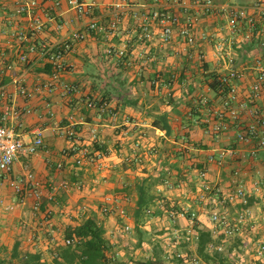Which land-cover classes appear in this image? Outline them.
Wrapping results in <instances>:
<instances>
[{"label":"crops","instance_id":"0c3cea01","mask_svg":"<svg viewBox=\"0 0 264 264\" xmlns=\"http://www.w3.org/2000/svg\"><path fill=\"white\" fill-rule=\"evenodd\" d=\"M20 1L0 0V50L8 61L16 62L21 52L27 53L28 60L0 72V85L10 93L9 106L19 111L17 117L10 113L7 124L24 141H30L40 129L43 147L34 154L19 155L11 173L0 179V264H17L26 254H39L43 264H54V252L64 244L66 227L89 216L102 224L109 254L120 255L110 264H141L116 251L119 233L123 234L120 225L131 226L139 247L153 244L152 248H159L157 243L165 236L158 234L161 231L151 233L156 237L153 243L141 237L166 217L175 226L165 236V251L179 250L201 258L196 240L172 242V231L178 227L183 232L189 224L188 217L177 212L193 211V230L212 233L213 210L233 221L245 206L250 216L239 231L231 236L212 233L213 243L223 247L221 259L213 264H264V255L256 253L264 243V147L258 144L263 135L260 132L247 142L239 141L238 132L254 116L245 111L238 120L219 116L222 94L207 84L208 73L237 68L244 73L235 80L239 98L245 97L256 75L255 61L264 59V16L251 8L252 24L239 19L231 30L225 11L205 12L194 0L186 6L172 0H127L119 8L113 4L120 0H86L90 9L81 15L66 0H35L34 7L17 12ZM213 1L251 7L255 0ZM153 8H167L180 19L167 42L161 40V27L154 21L146 23L149 36L143 35L145 21L140 13ZM116 12L119 20L111 30ZM191 16L196 42L189 45L178 33V26ZM91 20L97 22L98 29L88 31L83 40H73L63 56V69L54 73L40 48L69 40L73 30H84ZM18 32L25 37L18 38ZM201 32L207 33L206 40L199 37ZM30 44L35 45L34 51H28ZM108 45L123 47L125 52L107 55ZM199 52L204 54L202 59L197 57ZM62 82L73 89L64 92ZM18 83L25 85L29 95L18 92ZM257 107L264 112V87ZM218 120L226 128L216 132L211 125ZM57 125H72L79 147L88 152L100 150V164L85 160L77 164L78 153L68 149L74 141L58 136ZM228 147L234 153L222 164L208 161L209 155L217 156L220 149ZM199 169H206L207 181L220 190L219 195L201 187ZM26 170L33 172L45 192L52 188V198L44 192L37 211L32 208L33 196L26 195L21 201L9 183L12 176ZM236 183L250 194L246 205L224 198ZM140 186L147 191L149 210L156 212L143 215V220L136 218ZM10 205L14 207L10 209ZM103 205L111 208L108 214L101 211ZM119 208H126L128 215L120 216ZM148 253V259H153ZM169 264L187 263L173 260Z\"/></svg>","mask_w":264,"mask_h":264},{"label":"built area","instance_id":"2783aa9c","mask_svg":"<svg viewBox=\"0 0 264 264\" xmlns=\"http://www.w3.org/2000/svg\"><path fill=\"white\" fill-rule=\"evenodd\" d=\"M127 0H120L115 2L113 6L115 8H119L122 4L126 3ZM181 6H186L187 1L189 0H172ZM69 7L74 9L79 15L87 14L90 9V5L86 0H66ZM196 5H199L203 11L205 12H215V11H225L229 16V28L231 30H235L237 27L236 21L239 19H246L249 24H252L253 17L252 13L249 12V9L253 8L256 12L264 16V0H255L251 7L248 6H235V5H220L216 4L213 0H194ZM36 5L35 0H22L17 5V12L27 11L30 8ZM134 16H139L138 13L134 12ZM140 17L145 21L142 25L143 35L149 36L147 22L154 21L158 23L161 27V40L163 42H167L170 40L172 36L173 27L175 25L180 24L179 17L173 14L167 8H153L147 12L140 13ZM119 20V13H114V19L110 23L111 30L116 27L117 21ZM195 19L194 17H188L184 23L178 26V33L181 34L185 42L189 45L194 44L196 41L195 35ZM36 27H40V24H37ZM99 25L96 21L91 20L86 25L84 30L76 29L71 32V36L69 40L61 41L60 43L53 46H43L41 47V51L45 60L51 64L54 69V73L61 71L64 67L63 56L67 50H69L72 46L73 40H83L87 32L90 30L98 29ZM18 38L25 37L22 32H18L16 34ZM199 37L201 40H206L208 38L207 33L201 32ZM248 37V35H245ZM220 45L218 47L220 48ZM35 45L30 44L28 46V51H34ZM125 49L116 48L113 45H108L105 49V53L107 55L116 54L123 55ZM6 53L3 50H0V72H4L5 70H9L16 65V62L23 65L27 62V53L21 52L18 54L16 58V62L8 61L6 59ZM197 57L202 59L204 54L202 52L197 53ZM228 62H232V58L228 59ZM256 75L254 79L249 84V89L244 98H239V89L235 80L244 76V73L237 68L229 67L224 75L221 77V83L225 85V92L221 96L220 107L218 114L219 116L227 115L231 119L238 120L242 111H245L248 115L254 116V120L246 123L243 130L239 131L237 134V139L239 141H249L250 139L257 137L261 132L262 137L258 140V144L264 147V112H260L257 107V99L260 97L261 91L264 87V59L257 58L255 61ZM61 88L63 91H69L73 89V86L62 82ZM17 90L23 96L29 95V91L25 87L24 84L18 83ZM10 98V93L5 89L3 85H0V179L6 177L12 171V167L16 159L19 155H30L36 153L40 148L43 147V139L41 130L37 129L34 137L30 141H24L15 128L7 124V119L12 113L13 116L17 117L19 115V111L15 108H12L8 104V99ZM88 105L92 106V102H89ZM26 112L29 111L28 108L25 109ZM226 128L225 123L222 120H218L211 125V129L213 131H221ZM55 133L58 136L67 138L69 140H73L69 145L70 151L72 153H78V156L75 158V162L77 164H81L83 160L89 163H98L102 157V152L100 150H96L94 152H88L84 148H81L76 143V132L72 125L59 126L57 125L55 128ZM65 152V149L62 151ZM234 153V149L231 147L223 148L218 151L217 156L209 155L208 161H214L217 164H222L226 156H231ZM57 168L61 167V163L58 162L56 164ZM236 174L237 171L235 170ZM199 176L201 177V187L206 191L210 192L213 195H219L220 190L218 188L212 187L210 183L207 181V171L206 169H199ZM13 190L18 193L22 199L26 195H32L34 200L32 203V208L34 211L40 209L41 200L44 196L45 189L42 183L34 176L31 170H26L22 175L12 176L9 181ZM167 185H170L168 181H166ZM61 185L65 186L66 182L61 181ZM45 196L49 199L52 198V188L48 189L45 192ZM250 194L247 193L246 189L240 183H236L234 189L225 195V199L228 201H234L238 199L243 205L247 204V200ZM14 206L10 205V209ZM101 211L103 213H109L111 208L107 205H103L101 207ZM117 212L120 216L125 215V211L123 208L117 209ZM179 216H187L189 219V224L186 225L183 232H180L178 228L172 231L173 239L172 242L176 244L178 240H182L184 242H191L197 239V233L193 230L194 222H195V213L193 211L188 212L187 210H180L177 212ZM250 216L249 208L245 206V209L238 213L233 221L225 215L224 213H220L217 210H213L211 212V220L214 222V228L212 230L213 234L222 233L224 236H231L235 232L239 231L242 224H245L246 217ZM131 229V226L128 223H123L120 225L119 230L122 233H128ZM212 234V235H213ZM72 242V239L65 238L64 244H69ZM209 249H215L217 251H222L223 247L220 244L209 243ZM257 255H264V243L259 244L257 250ZM171 256L183 258V261L187 264H205L204 261L196 255H188L179 250L171 251Z\"/></svg>","mask_w":264,"mask_h":264},{"label":"trees","instance_id":"16d2710c","mask_svg":"<svg viewBox=\"0 0 264 264\" xmlns=\"http://www.w3.org/2000/svg\"><path fill=\"white\" fill-rule=\"evenodd\" d=\"M207 84L215 92L223 94L225 85L221 83V77L224 73H208ZM147 191L143 187H139V199L137 201V219L143 220V215H150L156 212L149 210L147 201ZM42 206V205H41ZM103 226L98 223L92 216L85 218L80 223L68 225L65 229L64 237L72 239L69 244H63L54 252V264H110L116 261L115 255L109 254L110 245L103 237ZM212 233L209 230H198L196 251L201 256V259L212 264L221 259L220 251L212 249L208 252L209 243H213ZM15 252V250L13 251ZM17 255H15L16 257ZM157 257V256H156ZM146 259L139 261L141 264H159L158 259ZM174 260L182 263L183 258L174 256ZM16 264V263H10ZM17 264H43L40 261L39 254H26L20 258Z\"/></svg>","mask_w":264,"mask_h":264},{"label":"rangeland","instance_id":"374dc122","mask_svg":"<svg viewBox=\"0 0 264 264\" xmlns=\"http://www.w3.org/2000/svg\"><path fill=\"white\" fill-rule=\"evenodd\" d=\"M125 212L128 215V211L126 208H125ZM172 222L169 223V221L166 217L162 222H160V224L159 223L158 224L153 223L149 229L150 233L144 231L143 232L144 234L142 235L141 238L144 240L146 239V241H148L150 243H153V241L155 240L156 237L154 235H152L151 233L156 234V233H158V231H161L158 234H161V235L164 234L167 237L169 235L170 230L175 226V224H174L175 222H173V223ZM159 228H162V230H159ZM62 234H63L62 238L64 240L65 239L64 233H62ZM134 235H136V234H134L131 229L128 233H123V234L119 233V237L117 238V241H119L118 242L119 244L117 243L118 248L116 249V251L119 252V254H120V252H124L126 255H128V257H130L132 262H138V261H141L139 259H148V257H150V256H147V255H149L148 252H151V257H153V259H155L154 256L155 257L157 256L156 258L158 259L159 264H169L170 261L173 262L174 257H172L170 255L171 252L168 253L164 249L165 248V242H166L165 236L161 239L160 243H157V244H161V247L159 245V248H156V245H155L154 248H152L153 247V244H152V247L146 248L147 246L146 247H143V246L139 247V245H137V241H135V242L133 241ZM137 236H135V237H137ZM148 236H150V239L149 238L147 239ZM172 239H173V236H172ZM180 241H181V239L178 240V242H180ZM116 257H120V255L118 256V254H117ZM134 257H136V259Z\"/></svg>","mask_w":264,"mask_h":264}]
</instances>
